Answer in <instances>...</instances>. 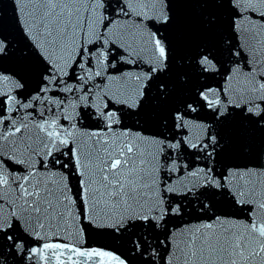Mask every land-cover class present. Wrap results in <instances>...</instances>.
Segmentation results:
<instances>
[{
    "label": "water",
    "instance_id": "obj_1",
    "mask_svg": "<svg viewBox=\"0 0 264 264\" xmlns=\"http://www.w3.org/2000/svg\"><path fill=\"white\" fill-rule=\"evenodd\" d=\"M0 264H264V0H0Z\"/></svg>",
    "mask_w": 264,
    "mask_h": 264
}]
</instances>
